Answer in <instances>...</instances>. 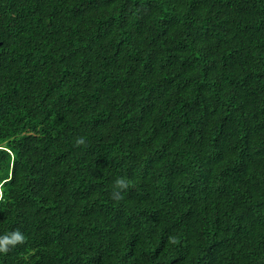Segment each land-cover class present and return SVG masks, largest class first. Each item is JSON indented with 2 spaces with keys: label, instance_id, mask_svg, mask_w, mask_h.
<instances>
[{
  "label": "trees",
  "instance_id": "16d2710c",
  "mask_svg": "<svg viewBox=\"0 0 264 264\" xmlns=\"http://www.w3.org/2000/svg\"><path fill=\"white\" fill-rule=\"evenodd\" d=\"M17 229L0 264H264V0H0Z\"/></svg>",
  "mask_w": 264,
  "mask_h": 264
},
{
  "label": "clouds",
  "instance_id": "9594fccd",
  "mask_svg": "<svg viewBox=\"0 0 264 264\" xmlns=\"http://www.w3.org/2000/svg\"><path fill=\"white\" fill-rule=\"evenodd\" d=\"M76 145H84V137H78L75 141ZM129 187L128 181L124 178H118L115 181V188L113 195L119 198L120 193ZM25 240L24 234L20 230H14L10 233L0 235V253L7 252L9 245H16L17 243H23Z\"/></svg>",
  "mask_w": 264,
  "mask_h": 264
}]
</instances>
